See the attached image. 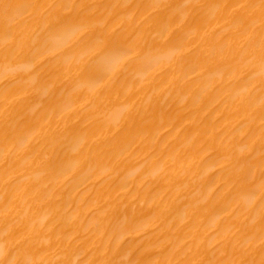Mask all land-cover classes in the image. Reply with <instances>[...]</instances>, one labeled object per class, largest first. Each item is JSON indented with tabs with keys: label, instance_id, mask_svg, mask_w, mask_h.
<instances>
[{
	"label": "bare ground",
	"instance_id": "obj_1",
	"mask_svg": "<svg viewBox=\"0 0 264 264\" xmlns=\"http://www.w3.org/2000/svg\"><path fill=\"white\" fill-rule=\"evenodd\" d=\"M0 264H264V0H0Z\"/></svg>",
	"mask_w": 264,
	"mask_h": 264
}]
</instances>
